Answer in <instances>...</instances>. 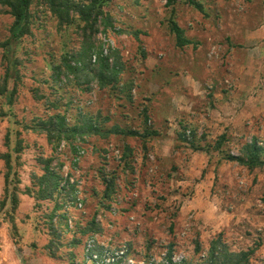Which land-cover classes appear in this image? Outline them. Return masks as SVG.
<instances>
[{"label":"rangeland","instance_id":"1","mask_svg":"<svg viewBox=\"0 0 264 264\" xmlns=\"http://www.w3.org/2000/svg\"><path fill=\"white\" fill-rule=\"evenodd\" d=\"M197 1L203 10L186 0L173 7L167 0H110L106 11L114 23L97 33L96 44L118 61L120 72L104 88L96 80L87 87L74 74L54 80V66L66 50L80 47V37L76 26L60 30L42 0L33 1L32 33L10 53L20 72L8 85L16 89L13 103L0 95V153L8 150L9 129H20L24 142L17 207L10 198L4 202L0 157V264L83 261L88 234L75 231L93 216L102 231L96 241L115 252L129 250L131 264L165 262L172 243L174 259L202 264L219 233L233 250L258 247L249 264H264V165L251 169L223 158L239 155L253 140L264 145V0ZM172 8L191 41L184 47L170 30ZM12 20L0 10V88L7 67L2 44ZM248 55L251 61H245ZM96 57L94 52L93 62ZM233 61L237 71L249 67L257 78L238 96ZM58 111H66L71 123L79 111L97 117L102 133L53 145L44 133L24 127ZM146 125L157 132L144 141ZM129 130L139 134L126 135ZM223 133L228 137L219 152L213 144ZM50 157L61 185H74L75 198L63 200L69 229L55 218L62 242L49 247L54 235L48 213L55 202L38 203L27 188L37 189L41 158ZM103 172L115 176L111 198L103 196ZM11 179L10 189L16 183ZM74 236L82 242L69 244Z\"/></svg>","mask_w":264,"mask_h":264},{"label":"trees","instance_id":"2","mask_svg":"<svg viewBox=\"0 0 264 264\" xmlns=\"http://www.w3.org/2000/svg\"><path fill=\"white\" fill-rule=\"evenodd\" d=\"M34 0H0V10H4L12 17V24L10 27V36L2 44L5 47V58L7 59V67L4 74V84L0 88V95L7 99L9 104L13 103V98L16 89H9L8 85L10 79L16 80V75L20 76L18 67H16V61L12 60L10 53L14 45L20 43L22 38L32 33V14L31 6ZM179 0H167L168 6L173 7ZM189 4L194 5L203 10V5L197 0H186ZM46 8L51 12L53 17L57 20V25L60 30L76 26L78 36L80 37V47L78 49L66 50L60 63L54 66L53 78L57 82L64 76L74 74L75 77L82 83L88 85L97 81L101 88H104L110 84L116 82L120 69L118 67V61L111 62L109 56L103 55L96 44V35L103 28L107 30L109 26L114 23V18L106 7L110 0H42ZM174 8L169 19V26L171 32L175 35L177 44L180 47H184L191 43L190 39L186 36L185 30L174 18ZM94 52H97L95 62L92 61ZM17 60V59H16ZM56 108L59 107L54 103ZM10 110V109H9ZM78 116L74 119L73 123L68 120V117L62 111L52 113L47 118H38L32 126L24 125L26 129H32L44 133L47 139L53 145L60 144L64 139H73L76 137H82L84 135L101 134L103 124L92 115L78 112ZM6 116H12V113L3 111ZM148 116H146V121ZM157 131L152 130L148 125L145 126L142 137L146 141L147 137L156 134ZM22 131L16 129H9L6 133V145L8 150L0 153V157L4 159L6 172H5V198H10L12 205L17 207L19 204V171L16 168L21 164L20 154L24 147L23 138L21 136ZM139 131L129 130L126 135H136ZM183 135V133H181ZM141 136V135H140ZM15 137V140L13 139ZM227 134L223 133L218 136L213 144V148L219 152H223V144L227 140ZM195 141L192 140L194 147ZM198 148V147H195ZM127 152L125 155L127 156ZM225 159L237 161L239 164L246 165L253 169L258 166L264 165V145H260L258 140H253L250 143L242 145L241 153L239 155H233L231 153H224ZM54 157L41 158L44 172L34 178L33 183L37 186V189L32 187L27 188V192L31 195L35 194L36 201L39 203L41 200H48L55 202L54 207L48 213L49 217V231L54 235L49 242V247L54 243L60 244L62 242L61 231L58 230V226L54 221L58 219V223H65L67 230L68 214L66 208L63 209V200H74L75 187L70 185L68 188L66 185H61L62 176L60 171L52 167ZM127 166L130 165L129 161H126ZM14 176L16 183L12 189L9 188L11 184V177ZM104 189V198H111L115 192V176L114 174L108 175L103 172L102 175ZM11 190V191H10ZM69 199V200H68ZM3 202V203H4ZM7 202V201H6ZM64 210V211H58ZM60 212V213H59ZM14 223V220H12ZM175 222L172 223L174 228ZM82 235L88 234L87 243L85 244V250L83 255V261L75 262L71 264H131L128 262L129 250L122 252H115L109 246L101 244L96 241L95 235L100 234L101 224L97 220L96 216L86 225H77V231ZM90 239H94V245L88 247ZM82 242L80 237L74 236L69 244H78ZM174 245L172 243L167 251L166 261L160 264H190L187 258L176 260L174 259ZM197 251L201 250V245L197 240ZM121 249V248H120ZM119 249V250H120ZM258 247H250L244 250H233L224 241L223 235L218 234L217 237L211 240L208 249L207 256L202 264H249ZM148 254L147 256H149Z\"/></svg>","mask_w":264,"mask_h":264},{"label":"crops","instance_id":"3","mask_svg":"<svg viewBox=\"0 0 264 264\" xmlns=\"http://www.w3.org/2000/svg\"><path fill=\"white\" fill-rule=\"evenodd\" d=\"M262 29L259 30V32H262V34H264V27H261ZM259 32L257 34H259ZM249 41L251 39H248ZM245 61H251V57L250 55L246 56L245 58ZM233 75L238 79L239 81V86H240V89L239 91L236 93V96L240 95V94H244V93H247L250 89H244L245 86H252L253 84L256 83L257 81V78L254 77V73H252L253 71L252 70H248L249 67H247L245 69V66H239V71H237V63L235 61H233ZM192 86L194 89L193 90V94H197L200 92V89H196L198 88V85L196 83V81L193 79V83L191 82Z\"/></svg>","mask_w":264,"mask_h":264},{"label":"built area","instance_id":"4","mask_svg":"<svg viewBox=\"0 0 264 264\" xmlns=\"http://www.w3.org/2000/svg\"><path fill=\"white\" fill-rule=\"evenodd\" d=\"M94 245V239H90V241L88 242V247L93 246Z\"/></svg>","mask_w":264,"mask_h":264}]
</instances>
